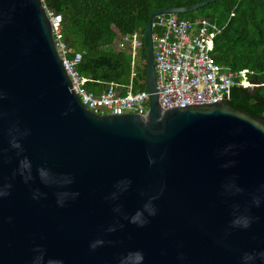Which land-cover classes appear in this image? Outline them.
<instances>
[{"label":"water","instance_id":"95a60500","mask_svg":"<svg viewBox=\"0 0 264 264\" xmlns=\"http://www.w3.org/2000/svg\"><path fill=\"white\" fill-rule=\"evenodd\" d=\"M94 113L41 0H0V264H264V116L215 99Z\"/></svg>","mask_w":264,"mask_h":264},{"label":"trees","instance_id":"16d2710c","mask_svg":"<svg viewBox=\"0 0 264 264\" xmlns=\"http://www.w3.org/2000/svg\"><path fill=\"white\" fill-rule=\"evenodd\" d=\"M47 10L59 13V38L65 56L80 52L78 72L87 79L86 90L100 92L108 82L144 88V51L130 65L129 55L112 47L116 32L141 36L150 11L201 0H41ZM178 18L206 19L217 27L212 56L232 72L247 69L251 82H264V0H212L189 11L171 13ZM226 100L264 116V83L231 87Z\"/></svg>","mask_w":264,"mask_h":264},{"label":"built area","instance_id":"2783aa9c","mask_svg":"<svg viewBox=\"0 0 264 264\" xmlns=\"http://www.w3.org/2000/svg\"><path fill=\"white\" fill-rule=\"evenodd\" d=\"M45 11L61 64L80 102L94 113H143L147 109L144 88L132 90L128 84L123 90L120 83L108 82L100 92L94 93L82 87L87 78L76 68L80 52L65 56V46L59 38L60 14L46 8ZM216 31L215 24L206 19L190 20L169 13L152 17L153 70L161 108L213 102L227 98L233 86L251 87L264 83L251 82L245 68L232 72L215 62L212 46ZM112 47L125 51L133 66L139 60L141 36L136 32L129 35L116 32Z\"/></svg>","mask_w":264,"mask_h":264}]
</instances>
